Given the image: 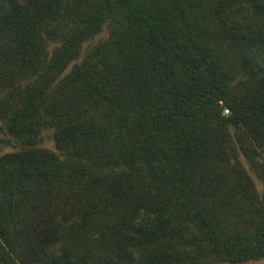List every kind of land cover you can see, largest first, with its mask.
I'll list each match as a JSON object with an SVG mask.
<instances>
[{"label":"trees","instance_id":"trees-1","mask_svg":"<svg viewBox=\"0 0 264 264\" xmlns=\"http://www.w3.org/2000/svg\"><path fill=\"white\" fill-rule=\"evenodd\" d=\"M251 8L264 0H0V149H16L0 155V264H209L246 210L264 214L243 145L264 157Z\"/></svg>","mask_w":264,"mask_h":264},{"label":"rangeland","instance_id":"rangeland-1","mask_svg":"<svg viewBox=\"0 0 264 264\" xmlns=\"http://www.w3.org/2000/svg\"><path fill=\"white\" fill-rule=\"evenodd\" d=\"M248 19H256L261 24V31L264 32V15H258L253 12L252 8L247 14ZM107 34L106 29L97 35L92 41L84 43L83 50H85L91 42H95L99 38L105 37ZM262 60L264 59V54L262 55ZM203 119L201 116L198 117H187V121L197 122ZM0 135H2L0 133ZM250 153L254 166L258 173L264 180V157L260 155L252 145L246 141L243 144ZM39 146L58 152V149L55 147V141L52 136L51 130H46L43 132V140L39 143ZM16 150L15 148L9 146H3L0 149V155ZM230 157L229 155L227 160H229L230 166ZM234 162V160H232ZM224 172L221 168L214 170V175L211 177L213 179V184H219V191L221 188V181L225 180L230 185V173L225 169ZM257 189L260 193H264V186L262 182L255 176L254 173H251ZM213 185V186H214ZM229 185L225 186V190L229 191ZM239 189H243V185L240 181L237 182ZM212 189V187H206ZM236 209L239 208V200L236 203ZM230 218V211L228 212V219ZM125 228L121 227L115 230H106L101 229L94 235V239L89 246L91 251H101V249H110L118 246L117 244L121 241L123 234L125 233ZM120 235V237H119ZM253 258H258V260H253ZM238 260V261H237ZM242 260V262L240 261ZM264 260V214L262 212L261 206H257L255 211H245L243 216L239 219L238 223L235 225L232 231L230 229L226 233V239L224 240V245L218 251L217 254H214L210 259L209 264H262ZM245 261V262H244Z\"/></svg>","mask_w":264,"mask_h":264},{"label":"built area","instance_id":"built-area-1","mask_svg":"<svg viewBox=\"0 0 264 264\" xmlns=\"http://www.w3.org/2000/svg\"><path fill=\"white\" fill-rule=\"evenodd\" d=\"M228 112V110L227 109H224V113H227Z\"/></svg>","mask_w":264,"mask_h":264}]
</instances>
